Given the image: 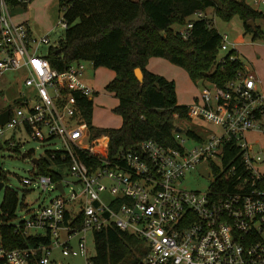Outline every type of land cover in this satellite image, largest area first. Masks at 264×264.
<instances>
[{"label": "built area", "instance_id": "1", "mask_svg": "<svg viewBox=\"0 0 264 264\" xmlns=\"http://www.w3.org/2000/svg\"><path fill=\"white\" fill-rule=\"evenodd\" d=\"M243 1L263 12L264 0ZM203 18L211 16L195 12L177 32L189 38L195 21ZM61 24L68 27L64 19ZM257 30L254 38L264 41L263 25L256 23ZM221 38L220 49L228 52L217 62L240 59L237 43L229 42L227 34ZM41 44L53 45L48 34L34 36L26 22L15 21L9 0H0V95L6 73L15 72L22 80L18 97L1 110L10 113L0 125V141L6 140L7 131L17 129L44 142L62 140L65 148L52 150L49 158L55 161L60 152L79 189L66 192L70 182L62 162L50 167L61 174L54 180L39 173L32 161L33 176L22 177V183L56 189L59 195L29 218L11 224L18 232L49 241L2 246L0 264H63L51 258L58 247L64 255L81 254L86 264H94L88 232L109 227L141 237L149 248L146 264H264V146L256 150L258 140L250 139L254 134L264 137V78L245 66L223 84L200 80L199 95L181 120L194 123L197 130L177 125L179 145L146 139L111 154L109 137L94 135L82 111L81 98L94 93L83 80L85 60L58 69L47 53H40ZM16 83L13 79L10 86ZM206 163L213 174L209 189L184 186V175ZM219 178L222 187L213 186ZM104 192L111 194L108 201L101 197Z\"/></svg>", "mask_w": 264, "mask_h": 264}, {"label": "trees", "instance_id": "2", "mask_svg": "<svg viewBox=\"0 0 264 264\" xmlns=\"http://www.w3.org/2000/svg\"><path fill=\"white\" fill-rule=\"evenodd\" d=\"M59 9L68 27L59 44L48 48L47 56L52 65L63 70L75 61L90 60L97 68L104 66L116 72L106 89L119 98L113 111L122 116L120 127L94 125L93 99L81 98L90 130L96 136L109 137L111 154L121 148H134L146 139L166 146L179 145L175 129L178 120L187 118L189 105L178 102L174 79L148 69L150 57H164L182 66L196 83L211 80L223 84L245 69V63L239 58L228 59L223 64L217 62L222 38L212 18L197 19L187 39L177 32L175 25L185 24L197 11L208 13L213 9L225 21L239 16L247 31L257 37L258 30H253L248 22L264 18L263 12L243 0H59ZM58 49L62 51L59 53ZM138 67L143 71V79L136 76ZM15 103L20 104V101ZM11 141L14 139L0 141V148H11L14 145ZM16 150L20 151L19 144ZM63 161L66 160L60 152L55 161L41 157L38 171L60 180L61 174L50 167L53 162H62L65 166ZM0 180L7 181L5 172L0 171ZM213 186L222 187V178ZM18 204V192L7 187L0 214L2 246L15 248L48 242L49 237L18 232L11 224ZM94 241L97 250L94 264H146L144 258L149 248L137 235L109 227L95 232Z\"/></svg>", "mask_w": 264, "mask_h": 264}, {"label": "rangeland", "instance_id": "3", "mask_svg": "<svg viewBox=\"0 0 264 264\" xmlns=\"http://www.w3.org/2000/svg\"><path fill=\"white\" fill-rule=\"evenodd\" d=\"M43 5L45 0H41ZM261 10L264 12V5H262ZM50 10H48V14ZM63 12L59 9L58 1L53 2V11H51L52 23L51 30V43L53 45L58 44L59 38L65 34V28L62 27L61 21L63 20ZM208 14L213 19L214 26L220 32V34H227V40L229 42L237 43V52L240 59L245 63V66L251 67L256 71L262 78H264V41L257 40L254 38V32H248L244 21L239 16H234L231 20L225 21L215 14L213 9L208 10ZM39 18L45 20L43 15ZM257 24L263 25L264 21L258 19ZM43 24V23H41ZM179 25H175L177 30ZM42 36V34H41ZM48 44L40 45V53L46 54L48 52ZM227 50L220 49L218 59L224 57L227 54ZM167 66L161 69L169 77L175 80L176 90L178 96V102L180 104L192 105L195 103L196 97L199 95L201 90L200 83L193 81L188 72L180 65H177L170 60H166ZM86 68L83 74V80L90 82L94 93L92 94V99L94 102V107L97 110V116L103 120L108 121L110 124L117 125L120 123L121 117L111 109L113 105L119 100V98L106 90L103 86L104 82L108 79V76L101 73L97 67L94 66L93 62L90 60H85ZM100 73V84H96ZM13 79H18L16 86H10ZM22 80L19 75L15 72L6 73L2 80L1 86L4 87L2 95H0V110L6 108L10 103L13 102L15 98L18 97L21 91ZM23 88H25L23 86ZM31 92L32 97H34V89L32 87L27 89ZM177 125H180L183 129H195L197 127L194 123L189 121H177ZM14 139V145L9 147L0 148V171L5 172L7 175L6 187L14 189L18 192L19 204L16 210V217L11 219L10 222H18L29 218L35 211H37L41 206L48 204L54 197L59 195V191L56 189H46L39 185L37 186H25L22 183V177H32V170L34 168L32 162V156L46 157L48 159V152L57 149H64L65 144L62 140L52 138L51 140L44 142L41 140L34 139L25 129L9 130L6 132L3 140ZM251 140H258L254 144L256 150L264 146V137L257 136L256 134L250 137ZM20 145V151L16 150V145ZM189 145H193L192 141H189ZM32 152L34 155L25 157L24 153ZM62 171H66L65 178L70 182L66 183V192L70 193L72 190L79 189L75 186L73 181L75 177L69 172L68 166H62ZM68 171V172H67ZM213 181L212 168L210 164L198 165L195 169L187 172L182 178L183 185L189 189H200L206 191L209 189L211 182ZM6 188L0 191V214L2 213L1 205L4 200ZM102 199L108 201L111 197L109 192H104L101 194ZM31 232H36L33 229ZM82 233L77 234L73 239L71 244L73 246L77 245L79 237ZM88 246L90 248V253L92 255L96 254V245L94 241V234L88 232ZM2 251L1 244V234H0V253ZM51 258L58 263L63 264H86V259L83 255H64L62 253V248L58 247L53 249V254Z\"/></svg>", "mask_w": 264, "mask_h": 264}, {"label": "crops", "instance_id": "4", "mask_svg": "<svg viewBox=\"0 0 264 264\" xmlns=\"http://www.w3.org/2000/svg\"><path fill=\"white\" fill-rule=\"evenodd\" d=\"M57 1L59 4V0ZM41 2H42L41 0H9L10 9H11V12H12V15L15 21L26 22L30 26L31 32L33 33L34 36H41V34L42 35L48 34L51 39L50 32L52 30V23L50 22L51 21L50 19H52L51 11H53L54 0H45L43 5L41 4ZM48 10H50L49 14H48ZM40 15H43L45 20L41 18L37 20L36 18L39 17ZM60 39L61 38H59L58 40V44H59ZM165 59L166 58L160 57V56H152L150 57L148 61L147 67L150 71L154 73H158V74L166 76L168 79H172L167 74H165V72L161 71L163 67L168 65ZM98 70H100L101 73H104L108 76V79L103 84V86L106 87L107 83L115 77L116 72L104 66L98 67ZM85 82L92 87L90 82H87V81ZM95 82L96 84L101 83L100 73H99L98 79ZM118 103H119V100L113 105V107H111V109L117 106ZM96 114H97V110L94 107L93 123L94 125L98 127H120L122 125L123 119H122V116L119 114L118 115L121 117V119H120V123L117 125L110 124L108 121L103 120L100 117H96L97 116Z\"/></svg>", "mask_w": 264, "mask_h": 264}, {"label": "water", "instance_id": "5", "mask_svg": "<svg viewBox=\"0 0 264 264\" xmlns=\"http://www.w3.org/2000/svg\"><path fill=\"white\" fill-rule=\"evenodd\" d=\"M248 24L252 27V29L253 30H256V22L254 21V20H250L249 22H248ZM62 50L61 49H58V52L60 53ZM136 76H137V78H139V79H143V71H142V69L140 68V67H138V68H136ZM156 85H158L157 83H156ZM9 113H10V110L9 109H6V110H4V111H2L1 113H0V125H4L7 121H8V119H9ZM180 129V127H178V130ZM25 157H27L28 155H27V153H24L23 154ZM32 161L35 163V164H38V162H39V158L37 157V156H34L33 158H32ZM57 186L59 187V189L61 190V191H64V187H63V184H62V182H59L58 184H57ZM4 188H6V186H5V181L4 180H0V191L2 190V189H4ZM1 218V217H0Z\"/></svg>", "mask_w": 264, "mask_h": 264}]
</instances>
